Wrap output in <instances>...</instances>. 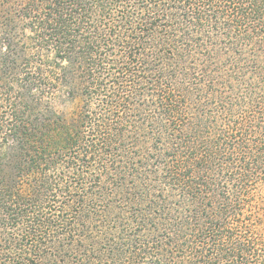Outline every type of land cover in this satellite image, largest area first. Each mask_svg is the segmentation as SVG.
I'll return each mask as SVG.
<instances>
[{"label": "trees", "instance_id": "trees-1", "mask_svg": "<svg viewBox=\"0 0 264 264\" xmlns=\"http://www.w3.org/2000/svg\"><path fill=\"white\" fill-rule=\"evenodd\" d=\"M0 264H264V0H0Z\"/></svg>", "mask_w": 264, "mask_h": 264}]
</instances>
